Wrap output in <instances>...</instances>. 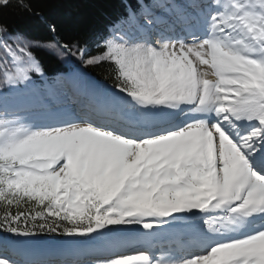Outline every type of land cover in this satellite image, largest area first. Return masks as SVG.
<instances>
[{
  "label": "snow or ice",
  "instance_id": "6c2138e0",
  "mask_svg": "<svg viewBox=\"0 0 264 264\" xmlns=\"http://www.w3.org/2000/svg\"><path fill=\"white\" fill-rule=\"evenodd\" d=\"M121 7L67 40L0 23V264H264V0Z\"/></svg>",
  "mask_w": 264,
  "mask_h": 264
},
{
  "label": "trees",
  "instance_id": "16d2710c",
  "mask_svg": "<svg viewBox=\"0 0 264 264\" xmlns=\"http://www.w3.org/2000/svg\"><path fill=\"white\" fill-rule=\"evenodd\" d=\"M30 2L33 10L40 14V18L25 13L18 6L17 0H10L7 7H0V23L9 29H23L30 37L49 39L51 35L46 22L55 21L57 26V39L67 40L85 32L103 33L104 26L122 14V0H26ZM90 53L95 54V45H89ZM46 68L57 67V62L47 59ZM109 65L89 68L88 71L97 79L110 75ZM2 215V213H0ZM60 235H39L36 238L58 240Z\"/></svg>",
  "mask_w": 264,
  "mask_h": 264
},
{
  "label": "rangeland",
  "instance_id": "374dc122",
  "mask_svg": "<svg viewBox=\"0 0 264 264\" xmlns=\"http://www.w3.org/2000/svg\"><path fill=\"white\" fill-rule=\"evenodd\" d=\"M209 78H212V77L209 76ZM8 95H9L10 98H11V96H12L13 94H8ZM21 239H23V238H21ZM68 239H69V238H65V239L63 240V242L60 241V242H58V243H56V244H52V243H44V242H40V241H34V240H32V239H29V240H27V241H25V242H26L27 244L31 245V246H34V247H36V248H40V249H58V248H61V247L65 246V245L68 243ZM10 241H11V243H15V242H16V240H12V239H10Z\"/></svg>",
  "mask_w": 264,
  "mask_h": 264
},
{
  "label": "bare ground",
  "instance_id": "6f19581e",
  "mask_svg": "<svg viewBox=\"0 0 264 264\" xmlns=\"http://www.w3.org/2000/svg\"><path fill=\"white\" fill-rule=\"evenodd\" d=\"M90 75H91L92 78L94 77L92 74H90Z\"/></svg>",
  "mask_w": 264,
  "mask_h": 264
}]
</instances>
